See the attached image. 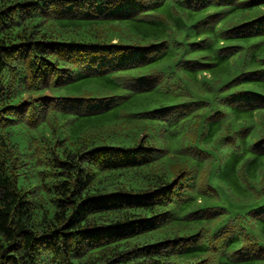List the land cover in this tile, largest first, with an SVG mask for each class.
Wrapping results in <instances>:
<instances>
[{
	"label": "trees",
	"instance_id": "obj_1",
	"mask_svg": "<svg viewBox=\"0 0 264 264\" xmlns=\"http://www.w3.org/2000/svg\"><path fill=\"white\" fill-rule=\"evenodd\" d=\"M0 264H264V0H0Z\"/></svg>",
	"mask_w": 264,
	"mask_h": 264
}]
</instances>
